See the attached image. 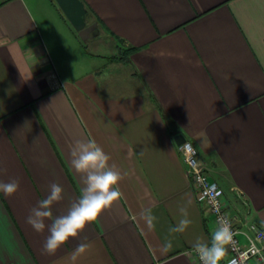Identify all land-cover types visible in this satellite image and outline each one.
<instances>
[{
  "label": "crops",
  "instance_id": "crops-1",
  "mask_svg": "<svg viewBox=\"0 0 264 264\" xmlns=\"http://www.w3.org/2000/svg\"><path fill=\"white\" fill-rule=\"evenodd\" d=\"M78 1L85 26L96 24L86 41L56 0L0 3V181L20 184L0 193V264H196L192 245L210 242L216 225L195 199L178 134L236 224L264 230V0ZM94 32L114 42L126 69L87 50ZM89 138L123 175L122 197L45 254L47 230L26 218L52 183L64 188L54 216L79 197L69 147ZM149 207L152 231L140 219ZM181 207L191 223L170 233ZM166 239L172 248L162 253ZM79 243L89 247L72 261Z\"/></svg>",
  "mask_w": 264,
  "mask_h": 264
},
{
  "label": "clouds",
  "instance_id": "clouds-1",
  "mask_svg": "<svg viewBox=\"0 0 264 264\" xmlns=\"http://www.w3.org/2000/svg\"><path fill=\"white\" fill-rule=\"evenodd\" d=\"M198 138H200L201 145L210 144L206 132L198 133ZM183 149L190 150V146L184 143ZM129 155L132 153L130 152ZM69 156L70 166L75 173L79 174L83 185L79 197L70 202L65 214L54 216L52 208L54 204L64 199V188L59 183H52L49 185L45 198L39 200L26 218V223L35 232L43 233L47 230L48 235L42 250L48 255L55 254L70 238L77 237L88 224L95 222L105 210L111 209L113 204L122 197L118 185L123 175L114 163H109L111 157L97 144L95 139L75 140L69 147ZM3 171L6 169L0 166V172ZM19 187V181L16 179L8 182L0 181V193L6 196L14 195ZM180 212L183 218L175 227L169 229L170 233H182L191 223L187 218V209L181 207ZM140 219L144 221L148 231L154 230L157 218L150 207L141 211ZM232 239L231 223L227 218L221 217L217 227L211 233L210 242L197 240L192 248L201 264H220ZM88 247L87 243H79L71 254L72 261H76L81 254L87 251ZM171 248V240L166 239L160 251L166 253Z\"/></svg>",
  "mask_w": 264,
  "mask_h": 264
},
{
  "label": "built area",
  "instance_id": "built-area-1",
  "mask_svg": "<svg viewBox=\"0 0 264 264\" xmlns=\"http://www.w3.org/2000/svg\"><path fill=\"white\" fill-rule=\"evenodd\" d=\"M4 1L6 0H0V3ZM184 143L190 146V150H182ZM177 148L186 165L187 176L194 189L196 201L207 209L216 227L221 217L227 218L231 223L233 239L226 248L229 257L224 264H264V230L254 222H245L243 228L239 227L235 218L224 207L222 189L209 179L203 165L199 162L195 146L186 140ZM190 253L194 256L195 263L201 264L194 249Z\"/></svg>",
  "mask_w": 264,
  "mask_h": 264
},
{
  "label": "water",
  "instance_id": "water-1",
  "mask_svg": "<svg viewBox=\"0 0 264 264\" xmlns=\"http://www.w3.org/2000/svg\"><path fill=\"white\" fill-rule=\"evenodd\" d=\"M61 8L63 9L64 13L74 26V28L78 32V36L82 41H86L87 39L91 38L90 33L96 27V24L93 23L89 26H85L84 18V11L82 8V4L78 0H56ZM175 142L177 145L182 144L186 141L184 136L178 134L175 136Z\"/></svg>",
  "mask_w": 264,
  "mask_h": 264
},
{
  "label": "rangeland",
  "instance_id": "rangeland-1",
  "mask_svg": "<svg viewBox=\"0 0 264 264\" xmlns=\"http://www.w3.org/2000/svg\"><path fill=\"white\" fill-rule=\"evenodd\" d=\"M94 38L91 41H88V43L86 44V48L90 53H99L107 58H114L116 59L118 62L115 63V66H118L117 69H126V67H123L119 62H121L122 55L120 53H118L114 47V42L105 34L101 33V32H94ZM98 64H107V67H111L110 63H108V61L103 60V59H99L98 60ZM115 71H117L115 69ZM118 74H120V72H118ZM122 74V73H121Z\"/></svg>",
  "mask_w": 264,
  "mask_h": 264
},
{
  "label": "trees",
  "instance_id": "trees-1",
  "mask_svg": "<svg viewBox=\"0 0 264 264\" xmlns=\"http://www.w3.org/2000/svg\"><path fill=\"white\" fill-rule=\"evenodd\" d=\"M132 50H133V48H132Z\"/></svg>",
  "mask_w": 264,
  "mask_h": 264
}]
</instances>
